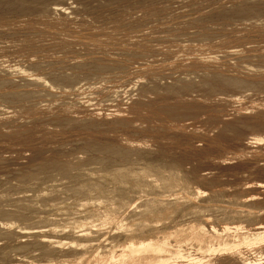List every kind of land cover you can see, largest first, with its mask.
Wrapping results in <instances>:
<instances>
[{"label": "rangeland", "instance_id": "374dc122", "mask_svg": "<svg viewBox=\"0 0 264 264\" xmlns=\"http://www.w3.org/2000/svg\"><path fill=\"white\" fill-rule=\"evenodd\" d=\"M251 98L264 99V0H0V264L68 246L3 218L68 224L74 198L96 186L130 199V218L145 214L109 238L186 220L264 225V135L248 139L264 132V104L238 107ZM171 178L191 196L168 195ZM65 230L43 233L65 241ZM260 244L192 250L191 264H264Z\"/></svg>", "mask_w": 264, "mask_h": 264}, {"label": "bare ground", "instance_id": "6f19581e", "mask_svg": "<svg viewBox=\"0 0 264 264\" xmlns=\"http://www.w3.org/2000/svg\"><path fill=\"white\" fill-rule=\"evenodd\" d=\"M16 1V0H15ZM17 4V3H16ZM59 6V5H58ZM21 8V7H20ZM31 8V7H30ZM56 8V7H55ZM59 8V7H57ZM62 8V7H61ZM59 8L58 10H63V8L61 9ZM69 9V8H68ZM26 12V11H25ZM62 12V11H61ZM66 12V11H65ZM243 13V12H242ZM251 17V16H250ZM246 18V17H245ZM93 34V33H92ZM165 56V55H164ZM197 76V75H196ZM197 78V77H196ZM220 79V78H219ZM211 82V80H210ZM165 86V85H164ZM190 90V89H189ZM255 92V91H254ZM178 93V92H177ZM247 94V93H246ZM232 96V95H231ZM238 97V96H237ZM236 97V98H237ZM234 98V97H232ZM231 98V99H232ZM229 99V98H228ZM238 99V98H237ZM252 99V98H251ZM237 101V100H236ZM244 101V100H243ZM232 102V101H231ZM234 102V101H233ZM247 102V101H246ZM241 104V103H239ZM264 104V99L260 98L257 100H249V102L246 104H241L238 107L239 108H243L244 109H248L250 110V107H257L259 105ZM59 105V104H58ZM263 106V105H262ZM171 108V107H170ZM261 108V107H260ZM240 110V109H239ZM254 111V110H253ZM252 111V112H253ZM169 112V111H168ZM241 112V111H240ZM258 112V111H257ZM246 113V112H244ZM260 113V111H259ZM253 114V113H252ZM245 115V114H244ZM254 115V114H253ZM258 114H256L257 116ZM262 115V113H261ZM259 115V116H261ZM250 116V115H249ZM244 117V116H242ZM258 117V116H257ZM249 119L248 114L246 117H244V119ZM242 119V118H241ZM252 119V117H251ZM254 119H256L254 117ZM250 120V119H249ZM258 120V118H257ZM222 121V120H221ZM243 120H241L242 122ZM240 122V123H241ZM248 122V121H247ZM234 123H236L234 121ZM238 123V122H237ZM236 123V124H237ZM253 123H256L255 121ZM260 122L256 123V125H258ZM228 124V122H227ZM242 124H244V121L242 122ZM246 124V122H245ZM262 124V122L260 123ZM239 125V124H238ZM250 125V124H249ZM241 126V125H239ZM247 126V125H245ZM252 126V125H251ZM255 126V125H254ZM229 127V125L227 126ZM256 127V126H255ZM262 128V127H261ZM260 128V129H261ZM230 129V128H229ZM234 129V128H232ZM226 130V129H225ZM244 130V129H242ZM258 130V127H257ZM263 130V129H262ZM222 131V130H221ZM227 131V130H226ZM256 131V129H255ZM248 132V131H247ZM246 132V133H247ZM264 132H254L251 133V135H249L248 139H260L262 137V134ZM241 134V133H240ZM244 134V133H243ZM237 135V134H236ZM247 139V140H248ZM226 140V139H225ZM250 140V141H252ZM258 141V140H257ZM249 143V141H248ZM253 144V143H252ZM248 145V144H247ZM260 151V150H259ZM123 152V151H122ZM125 153V152H124ZM33 160V158H32ZM36 160V158L34 159ZM29 164V163H28ZM149 165V164H148ZM152 165V164H151ZM31 166V164H30ZM122 167V166H121ZM152 167V166H151ZM67 168V167H66ZM33 169V168H32ZM134 169V168H133ZM138 169V168H137ZM143 169V168H141ZM68 170V169H67ZM124 170V169H123ZM127 170V169H126ZM147 170V169H146ZM120 171V170H119ZM132 171V170H131ZM131 171L128 170V172L126 171L127 176L129 174H131ZM123 172V171H122ZM133 172H137L136 170H133ZM144 172V171H143ZM17 173V172H16ZM170 173V172H169ZM214 173V172H213ZM32 174V173H31ZM120 174V172H119ZM124 174V173H123ZM156 173H153L151 171L149 172H145L144 173V177L143 178H147L148 180H153L155 179ZM113 176V174H110ZM171 175V174H170ZM175 175V174H174ZM16 176V174H15ZM19 176V175H17ZM115 176V175H114ZM113 176V177H114ZM118 176V175H117ZM130 176V175H129ZM20 177V176H19ZM22 177V176H21ZM112 177V178H113ZM124 178H126V176L123 175ZM121 176V178H123ZM159 177V176H158ZM157 177V178H158ZM111 178V179H112ZM116 178V177H115ZM114 178V179H115ZM120 178V177H118ZM117 178V179H118ZM129 179L128 184L130 183V180L132 181V179L130 177H127ZM126 178V179H127ZM76 179V178H75ZM160 179V178H158ZM120 180V179H119ZM122 180V179H121ZM120 180V181H121ZM124 180V179H123ZM134 180V179H133ZM140 180V179H138ZM142 180V178H141ZM170 180V179H169ZM114 181V180H113ZM128 181V180H126ZM125 181V182H126ZM137 181V179H136ZM144 181V180H143ZM146 181V180H145ZM165 181V180H164ZM133 182V181H132ZM132 182L130 183L131 185H133L132 187H136V183L134 185V183L132 184ZM140 182V181H139ZM142 182V181H141ZM140 182V183H141ZM253 182V181H252ZM145 182H142V185H144ZM147 183H151V181L147 182ZM122 184V183H121ZM127 184V183H126ZM127 184V185H128ZM152 184V183H151ZM151 184H148L149 186ZM166 184V182H165ZM251 184V183H250ZM263 183H261L262 185ZM28 185V184H27ZM131 185H129L131 187ZM139 185V183L137 184ZM147 185V184H145ZM144 185V186H145ZM147 185V186H148ZM260 185V184H259ZM258 185V186H259ZM162 186V185H160ZM190 183L186 182V181H182L181 179H174L171 181H169L167 183V185L164 187L167 189V194L169 195L171 193L172 196H187L192 194L190 192ZM197 186V185H196ZM249 186V185H248ZM82 187V186H81ZM91 187V186H90ZM93 187V186H92ZM101 187V186H100ZM131 187V188H132ZM143 187V186H142ZM141 187V188H142ZM146 187V186H145ZM143 187V189L145 188ZM63 188V187H62ZM71 188V187H70ZM99 189L97 186L93 187V188H89L87 192V195H84L82 197L78 196L74 198L75 201V208H73L71 210V214H73V217H67L68 219V224L67 223H47V224H37V225H30L27 224L26 222L23 224L19 223L20 221H18L15 218H11L12 220L10 221V219L5 218L2 219L3 224L5 225H10V226H17V228H21V229H29V231H31L30 229H32V231L34 229H39L35 231L34 237L36 238V236L40 237L41 240L43 241H52V242H57L59 244L62 245H68V246H72L71 251H67V247L65 248V252L63 250L64 253H62L61 250V254H56L54 256H51L52 253L50 254H44V256L40 259H34L33 257H31L30 255H21L20 257H18L17 259L14 258V260H10L7 261L3 264H191L193 259H199L197 258L198 253L202 254V253H208L205 255H213L216 252H221L224 250H234V249H239L240 247H245L248 248V250L252 253H255L258 251L257 244L261 243L260 245H263L264 242V225H262L261 221L260 224L257 226L256 225H246L242 220H238V221H232L234 222L233 226H226L224 227V229H222V231H218L217 228L216 230L215 227L213 229L212 226H209V230L205 229V222H194L191 220H186V221H182L181 223H178L174 226H165V227H161L158 228L154 231V233H150L147 235L142 234H138L139 231H137L138 233H129L128 235H126L127 232H125V236H127L126 238H119L116 239L115 237H108L110 235H107L108 232L110 230H112L113 228L111 227L112 224H117L119 226L123 225V224H127L129 225L130 222L133 219L137 220V217H143L145 216V214L143 212H137L135 213V217L132 216L130 218V215L128 213V216L125 215V206L127 207V205H131V202H129L130 199H126L124 197H121L119 195L117 196H109L108 192L102 191L103 194H98ZM104 188V187H103ZM102 188V189H103ZM137 188H140L137 186ZM196 189H198L197 187H195ZM39 189V188H38ZM76 189V188H75ZM113 189V188H112ZM155 189V188H154ZM104 190V189H103ZM122 190V189H120ZM127 190V188H126ZM133 190V188H132ZM135 190V189H134ZM133 190V191H134ZM153 190V189H152ZM157 190V189H155ZM194 190V189H192ZM100 191V192H101ZM132 191V192H133ZM137 191H142V189ZM136 191V192H137ZM166 191V190H165ZM131 192V193H132ZM148 192V191H147ZM196 192H200V190L198 189ZM81 193V192H80ZM139 193V192H138ZM14 194V193H13ZM16 194V193H15ZM74 194V193H73ZM126 194V193H125ZM196 194V193H195ZM75 195V196H76ZM116 195V194H115ZM157 195V194H156ZM163 195V194H162ZM165 195V194H164ZM194 195V194H193ZM198 195V193H197ZM249 195V194H248ZM123 196V195H122ZM132 196V195H131ZM145 196V195H144ZM191 196V195H190ZM253 196V194H252ZM193 197V196H192ZM258 197V196H257ZM128 198V197H127ZM147 198V197H146ZM145 198V200H146ZM152 198V197H151ZM240 198V197H239ZM250 198V197H249ZM140 199V198H139ZM138 199V200H139ZM149 200V199H147ZM162 200V199H161ZM234 200V199H233ZM64 200H61L58 202V207L59 209L63 210V209H67L70 210V205L71 203H63ZM133 201V200H132ZM165 201V200H164ZM164 201H160L159 203H164ZM146 202V201H145ZM151 202V201H150ZM209 202V201H208ZM56 203V202H55ZM147 203V202H146ZM152 204V202H151ZM55 205V206H57ZM144 206L149 205L148 203L145 205V203H143ZM198 205V204H197ZM19 206V205H18ZM47 206V205H46ZM73 205H71L72 208ZM12 207V206H11ZM69 207V208H68ZM132 207V206H131ZM206 207V205H205ZM1 208V207H0ZM134 209V208H133ZM138 209V208H137ZM207 209V208H206ZM205 209V210H206ZM61 210V211H62ZM66 210V211H67ZM204 210V209H203ZM3 211V210H2ZM65 211V210H64ZM139 211V210H138ZM209 211V210H208ZM248 211V210H247ZM128 212V211H127ZM126 212V213H127ZM157 212V209L154 211ZM192 212V211H191ZM253 212V211H252ZM60 213V212H59ZM70 213V212H69ZM133 213V212H132ZM131 213V214H132ZM8 214V213H7ZM6 214V215H7ZM58 214V213H57ZM63 214V213H62ZM194 214V213H193ZM204 214V213H203ZM4 215V214H3ZM10 215V213H9ZM34 215V214H33ZM134 215V214H133ZM206 215V214H205ZM2 216V215H1ZM48 216V215H47ZM69 216V215H68ZM3 217V216H2ZM28 217V216H27ZM53 217V216H52ZM65 217V216H64ZM63 217V218H64ZM211 217V216H210ZM222 217V216H221ZM240 217V216H239ZM238 217V218H239ZM57 218V217H56ZM55 218V219H56ZM233 218V217H232ZM245 218V217H244ZM27 219V218H26ZM59 217L57 218L58 221ZM71 219V220H70ZM183 219V218H182ZM256 219V218H255ZM8 220V221H7ZM44 220V219H42ZM63 220V219H61ZM66 220V219H65ZM204 220V219H203ZM247 220V219H246ZM29 221V219H28ZM36 221V220H35ZM45 221V220H44ZM134 221V220H133ZM178 221V220H177ZM207 221V220H206ZM250 222V221H249ZM46 223V222H45ZM228 223V221L226 222ZM225 223V224H226ZM230 224V222L228 223ZM1 225V224H0ZM4 226V225H3ZM9 227V226H8ZM12 228V227H11ZM15 229V228H14ZM65 229H69L70 232V237H66V238H70L68 240L62 241L58 238H54L51 237V233H43L44 231L48 232H55L57 231V233L64 232L66 231ZM116 229V227L114 228ZM132 229V228H130ZM128 228V231L130 232V230ZM19 230V229H17ZM133 230V229H132ZM135 230V229H134ZM139 230V229H138ZM141 230V229H140ZM152 230V229H151ZM148 232L150 231L148 230H143V232ZM27 233V235H29ZM32 233V232H31ZM34 233V232H33ZM54 233V234H55ZM67 233V232H66ZM124 233V232H123ZM10 234V233H9ZM26 234V233H25ZM68 234V233H67ZM110 234V232H109ZM114 234V233H113ZM122 234V233H121ZM120 234V237H122V235ZM16 235V234H15ZM124 236V235H123ZM4 238V237H3ZM14 238V237H13ZM54 238V239H53ZM65 238V239H66ZM108 238L110 239L109 241L112 243L109 248H104V246L107 244L106 241H108ZM118 238V235H117ZM8 239V238H6ZM18 240V239H17ZM37 240V239H36ZM40 240V239H39ZM42 241V242H43ZM7 242V241H6ZM51 242V243H52ZM36 243V242H35ZM259 246V245H258ZM65 247V246H64ZM71 249V247H68ZM260 248H262L260 246ZM7 249V248H6ZM263 249V248H262ZM261 249V251H262ZM195 250L197 251V255L196 254H191V251ZM246 250V249H245ZM25 251V250H24ZM26 252V251H25ZM235 252V251H234ZM243 252V251H242ZM264 252V251H263ZM23 253V252H22ZM31 253V252H30ZM47 253V252H46ZM57 253V252H56ZM59 253V252H58ZM193 253V252H192ZM228 253V252H227ZM244 253V252H243ZM260 253V251H259ZM220 254V253H219ZM264 254V253H263ZM262 254V255H263ZM204 255V254H203ZM232 255V253L230 254ZM238 255V254H237ZM241 255V254H240ZM260 255V254H259ZM261 255V256H262ZM35 256V255H34ZM42 256V255H41ZM218 256V255H217ZM6 257V256H5ZM199 257V256H198ZM206 257V256H205ZM212 257V256H211ZM214 257V256H213ZM260 257V256H259ZM202 258V257H201ZM200 258V259H201ZM207 258V257H206ZM205 258V259H206ZM257 258V257H256ZM2 259V258H1ZM0 259V260H1ZM10 259V257H9ZM204 259V258H202ZM231 259V258H230ZM261 259V258H260ZM3 260V259H2ZM219 260V259H217ZM4 261V260H3ZM208 261V260H207ZM205 264H209V262H207ZM263 261V260H262ZM181 262V263H179ZM195 262V260L193 261V263ZM257 262V260L255 261ZM259 262V261H258ZM197 263V262H196ZM217 263V261H216ZM198 264V263H197ZM210 264H212L210 262ZM214 264V263H213ZM219 264V263H218ZM263 264V262H262Z\"/></svg>", "mask_w": 264, "mask_h": 264}]
</instances>
